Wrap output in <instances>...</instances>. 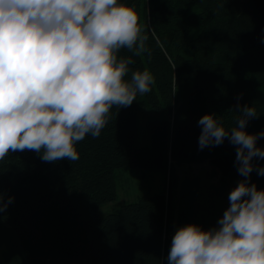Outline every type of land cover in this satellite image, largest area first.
<instances>
[{"label": "trees", "instance_id": "trees-1", "mask_svg": "<svg viewBox=\"0 0 264 264\" xmlns=\"http://www.w3.org/2000/svg\"><path fill=\"white\" fill-rule=\"evenodd\" d=\"M120 2L134 9L147 36V51L133 56L125 79L147 70L154 77L151 91L138 93L126 108L113 106L100 136L77 142L78 160L45 162L30 150L0 160V192L14 197L0 212V264H167L171 199L164 192L143 195L100 213L116 199L115 169L165 170L172 161L208 158L225 175L242 179L227 139L199 149L198 120L215 113L230 129L237 113L229 109L247 104L260 115L246 130H264V0ZM120 55L133 54L122 49ZM141 107L163 113L148 121L145 146L136 143ZM257 145L264 147V139ZM217 149L227 152L212 156ZM254 163L264 166V160ZM251 182L264 189V176L255 171ZM197 184L181 183L177 228L196 221Z\"/></svg>", "mask_w": 264, "mask_h": 264}, {"label": "clouds", "instance_id": "clouds-1", "mask_svg": "<svg viewBox=\"0 0 264 264\" xmlns=\"http://www.w3.org/2000/svg\"><path fill=\"white\" fill-rule=\"evenodd\" d=\"M146 40L137 13L120 0H0V160L24 150L45 162L78 160L77 142L99 137L113 106L126 108L151 91L147 70L125 79ZM229 110L237 113L230 129L215 113L198 120V144L203 150L227 139L242 179L216 226L176 229L168 264H264V189L251 182L253 171L264 176L254 163L264 160L257 145L264 130H246L260 115L255 107ZM5 197L0 192V212L14 200Z\"/></svg>", "mask_w": 264, "mask_h": 264}, {"label": "rangeland", "instance_id": "rangeland-1", "mask_svg": "<svg viewBox=\"0 0 264 264\" xmlns=\"http://www.w3.org/2000/svg\"><path fill=\"white\" fill-rule=\"evenodd\" d=\"M162 116V112L150 107H141L138 110L136 124V143L138 146L149 144L148 121ZM225 151V149H217L211 155L217 157L222 155L221 153L226 154ZM173 178L175 179L174 183ZM115 179L116 199L102 204L99 208L100 213L107 214L117 211L123 203L136 200L143 195L164 192L171 199V204L174 207L173 230L167 232L170 245L178 226V212L182 206L180 201L182 181L196 180L198 183L196 185L198 192L196 195V221L183 223V225L196 224L204 230L216 226L218 219L229 207L228 196L230 191L238 183L237 180L225 175L223 170L212 164L208 158L178 164L172 161L165 170L117 168L115 169ZM161 264H163L162 259Z\"/></svg>", "mask_w": 264, "mask_h": 264}]
</instances>
